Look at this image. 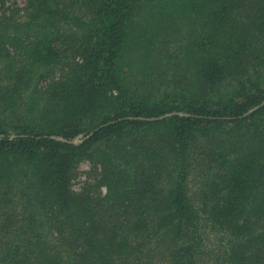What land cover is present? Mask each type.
<instances>
[{"label":"trees","instance_id":"16d2710c","mask_svg":"<svg viewBox=\"0 0 264 264\" xmlns=\"http://www.w3.org/2000/svg\"><path fill=\"white\" fill-rule=\"evenodd\" d=\"M6 2L0 264H264V0Z\"/></svg>","mask_w":264,"mask_h":264},{"label":"rangeland","instance_id":"374dc122","mask_svg":"<svg viewBox=\"0 0 264 264\" xmlns=\"http://www.w3.org/2000/svg\"><path fill=\"white\" fill-rule=\"evenodd\" d=\"M6 1H7L6 6L13 7V8H22L25 5L24 0H6ZM79 139H80V137L78 136L72 142L78 143ZM88 169H89V166L86 163L81 164L79 167L80 173H84ZM83 180H84V176H83V174H81L80 177L72 183V189L78 190L80 187V184Z\"/></svg>","mask_w":264,"mask_h":264}]
</instances>
